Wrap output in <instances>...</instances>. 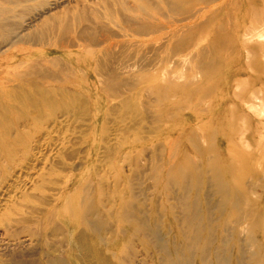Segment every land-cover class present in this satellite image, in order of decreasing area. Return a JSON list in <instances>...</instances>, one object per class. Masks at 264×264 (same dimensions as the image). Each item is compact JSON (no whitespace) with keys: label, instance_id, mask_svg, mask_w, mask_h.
<instances>
[{"label":"rangeland","instance_id":"rangeland-1","mask_svg":"<svg viewBox=\"0 0 264 264\" xmlns=\"http://www.w3.org/2000/svg\"><path fill=\"white\" fill-rule=\"evenodd\" d=\"M137 2L140 5H138ZM157 2L160 3L158 4ZM76 5V9L84 13L77 14L75 11L72 13L73 11L70 9ZM66 7L69 10V15L61 16V12L67 10ZM125 9L127 11H125ZM0 10L2 11H0V14H2L0 17V24H2V26L5 24V31L8 32L7 38L3 40L4 43L0 40V81L3 82V86L12 87L13 85L22 84L20 83L21 80H27L25 77L20 78L14 75L17 71L23 70L22 67L24 68L26 63L30 61V49H28L27 45L21 46L18 43V39L21 38V36H27V34L35 31L37 28L39 30L42 26L41 22H43L44 19H47L48 21L50 19V21H53L60 18L59 26L56 25L55 28L54 24V28L56 29L55 32L58 33V29L60 28L68 30L69 36L63 40L62 45H69L71 48H69V53L80 54L81 57H83L84 52H86L91 54L90 57H92V54L93 56H95V54L99 55V51L102 47L114 45V47L111 48V52L114 54V57L116 56L117 58L113 60L110 69L112 67L114 72H123V74L116 73L117 78L112 82L113 85L112 83L109 85L107 93L103 88V81L100 78L96 79L92 73L89 74V72L94 70L93 61L90 58H80L78 64L76 63V59L72 61H64V64L71 65L76 71L79 70V72L82 71L85 73L83 74V77H80V80L78 78L74 79L72 84L61 83L60 85L63 86L68 84L70 85L69 88H71V90L78 93L81 92V94L84 95V98H86L85 100L87 101H85V104H88V106L84 104L80 107V110L84 108L85 112L90 111L87 112L88 115L86 117L83 116L82 113L78 116L80 114L78 109H72L71 107L69 111L64 114L63 111L60 112V114L62 113L63 115H60L57 111L54 113L50 109H45L44 114L46 118H43L44 120L41 124H37V122H34V115L36 114L33 113L34 110L24 106L17 108L15 102L12 101L11 98L1 100L3 104H5L6 100L11 107L9 106L10 108H7L6 110H0L1 112L4 110V112L0 114V132L2 133H0V262L8 260L9 257L11 260L15 257L27 263H29V261L38 260V263L45 264L42 258H44L46 252H42V249L44 248L46 251L47 248H50V251L48 250L50 256L53 255L58 257L59 255H62L61 257L65 264H114V256H123L120 258L121 260L124 258L126 252H129L128 254L132 257L133 260L131 261L134 262L132 264H158L156 258H158L159 255V258H163L164 254H158L157 249H154V246L152 245V237L147 236L146 239H143L141 236L142 233H148L150 230V232L152 231L155 234L157 232L159 239L164 244H168L166 245V248L169 252L166 251L171 258L175 259V257H177L175 254H179L180 258H185L186 256L188 259L193 260L192 264H201V260H199V249L204 244H209L208 241L210 240V234L208 232L209 229L207 228L208 225H206L205 221H201L204 225V229L200 234L201 236H198L194 234L193 230V225H195V223L192 221L189 222L188 225L190 224V226H188V228H184L181 224L187 220L183 219L181 222V218L177 213L178 211H175L176 197L179 198L180 194L179 182L186 181V185L188 182V185L186 186L187 191L189 190L191 193L188 191L186 197L188 198L187 202L192 205L191 201L196 195H194V193L197 191L199 192V190L204 191L205 193L209 191V187L205 188L206 184H210L212 177L218 175V178L215 177L216 179L214 183L228 186V184L233 182V185L240 184L242 186L241 189L245 188L244 190L249 192L250 198L252 197L251 203H239V206H242V209H246L247 212L251 210L257 213L264 211V191H262V188L264 187V172L262 171V168H264V106L262 105L264 104V41L257 42L258 37H254L257 31L264 34V0H0ZM6 10L8 12L5 13ZM83 14L86 17H84ZM102 18H104L103 21ZM113 21H115L116 24L113 23ZM64 22L65 24H62ZM139 23L140 25L148 26L151 30V34L149 33L146 36L140 37V35L134 33L131 29L136 24L139 25ZM79 26L81 28H77ZM160 26H162V29L159 28ZM126 28L128 29L126 30ZM111 29L113 31H111ZM252 33H254V36ZM70 34L74 36H71ZM121 34L123 35L121 36ZM81 35L86 39L81 38V41L78 40L77 36ZM243 36H245L246 39L248 37V39L246 40ZM251 36H253L255 41L252 40ZM145 37L160 39V41L156 43L158 46L153 44L150 46H143L140 50L137 49L138 52L136 55L142 53L141 55H146V57H144L146 61H148L146 62L144 59L143 61L135 62L133 59L134 57L132 59L129 58L131 57V49L127 48V44L130 40L140 41L147 39ZM249 39H251L252 42ZM174 40L175 44L172 43ZM74 41L77 44H75ZM120 41L122 42L120 43ZM246 42L248 44H246ZM93 44L103 45L95 48ZM82 48L86 49L83 50ZM40 49L45 50L44 48ZM121 50L126 51H123V53ZM260 51L262 53H260ZM166 53L169 56L166 55ZM120 55L122 57H120ZM157 55L158 57H156ZM55 56L59 57L61 54L53 52L46 57L54 58ZM124 56L128 57V60L123 58ZM123 59H125V61ZM128 62L132 65L129 66ZM134 65L135 67H133ZM127 69L132 70L128 71ZM130 72L132 74H130ZM137 72H139L138 76L136 74ZM134 73L135 75H133ZM147 73L148 76L146 75ZM141 74H144L143 77H141ZM169 74H171L170 76H173L172 78H169L170 83H168L169 81H165V78L168 80ZM166 75L167 77H165ZM144 77L146 78L145 80ZM173 79H175V82ZM136 80L138 83H135L137 82ZM41 81L43 82L44 80L41 79ZM164 81L167 82L166 85ZM129 82L130 84H128ZM26 84L29 85L28 83ZM162 84L164 85L163 88L161 87ZM99 86L100 89L102 88L101 90L99 89ZM110 88H112L113 92L110 91ZM157 88L160 92L155 91ZM168 88L171 89L170 91L173 92V94L170 93V91L168 92ZM150 91H152V93ZM161 94H163V98H161ZM157 95L160 97H157ZM256 97L259 101H257ZM139 101L143 105L140 104ZM148 101H151L153 105H150V102L148 104ZM258 102L262 103L259 104ZM116 103H118L117 105L119 106H117ZM248 103L251 106L256 103L257 108L250 111L251 106ZM68 104H70V102ZM71 104L73 103L71 102ZM261 107L263 109H261ZM107 109H112L111 111H113V114L108 111L110 113L109 115L106 111ZM114 109L118 110L115 111ZM35 111L37 112V109H35ZM104 112L107 115L102 119L101 116ZM167 112H170V117H165V120H163L164 122L160 121L156 124L152 122L153 117L157 116L162 119V116H165ZM131 113H133V115ZM21 114L23 117L20 116ZM92 114L97 117L100 116L97 122L94 121ZM137 114L140 116L142 114L145 115L146 120L140 116L138 117ZM113 115L115 117H113ZM6 116L8 117L6 118ZM121 118L123 119V122ZM135 118H137V121ZM140 118L145 122H142ZM84 120L86 123H84ZM71 122L73 123L71 124ZM80 122L83 123L80 124ZM137 122H139V124H137ZM134 123H136L135 126H132ZM63 127H65L64 130H62ZM115 128L117 130H115ZM143 128L148 129L145 132L149 131L151 133L153 131L152 134L148 136L150 133L143 132ZM53 130L54 132H52ZM119 130L121 131L119 132ZM123 130H126L125 132L128 134L125 133V135ZM137 131L143 132V135L140 134L141 132L138 133ZM81 132H83V135ZM121 132L122 134H120ZM137 136L141 139L138 140ZM144 136L146 137L144 138ZM19 137H21V139ZM54 137L58 142L54 140ZM64 138H66V141ZM134 138H137V141ZM38 141L40 145L38 144ZM135 142L137 143L135 144ZM73 143L74 145L77 144L76 148L73 146ZM50 146L52 148H50ZM92 146L94 147L93 149H91ZM102 148L107 149H105V153H103ZM89 149H96V155L94 152L93 154L89 153ZM61 150L69 154L67 157L72 156V154L75 155L76 153V157H74L75 159L73 160L74 162L68 160L60 162L61 157L59 158L57 156V152H62ZM37 153H39V155ZM193 157H195L196 160L195 158L193 159ZM207 158L209 160H207ZM138 159L140 160L138 161ZM106 161L107 163H104ZM150 161H152V163H150ZM51 163H53L54 166L63 163L62 165L67 168H72L74 166V169L77 168L75 173L79 172L76 174H66V171L64 172L60 168L55 169ZM70 163L73 164V166H71ZM158 165L160 166L158 167ZM133 166L134 168H132ZM142 168L144 169L141 170ZM196 168L200 169L197 170ZM134 170H136V172ZM73 175H76V179L80 181L75 182L76 185L73 186L74 188L71 184L69 187V183L68 185L66 184V187L62 185L61 188L63 191H66V193L63 194V191H60L63 195L54 197L58 202H56L54 207L46 208L45 205L41 204L38 207L41 214L38 212L40 216L38 214L35 215L36 217H34L32 224L34 226L31 225L32 227H30V231H21L15 235L5 233L4 227L2 226L4 218L11 215L15 216V209L22 208L23 206L22 209H19L20 213L25 211L26 207H28L29 210L32 206L36 207L34 206L35 202L33 197L41 198L42 194H40V191H42V188L44 187H47L49 191L52 190L51 192H44L46 195L45 200H50L48 197H50V194L55 193L56 188H58L56 185L55 188L50 182L59 179V182L63 183L68 181L69 177L72 180ZM197 175L199 176V179H195V176ZM136 176H138V178ZM48 180L50 181L48 182ZM217 180L219 182H217ZM256 184H259L257 185L258 188L256 187ZM117 187H119V189H117ZM61 188H58V191ZM54 190L55 192H53ZM117 190L118 193H116ZM87 191L88 193H86ZM173 191L176 193L172 194ZM129 194H132L133 196H129ZM103 198H106L107 200H102ZM118 198L119 200H117ZM62 199H65L66 203L61 201ZM254 199L258 201L253 203ZM118 205L121 206H119V209L117 208ZM200 206L202 207L203 205L200 204ZM134 210L140 212L135 214ZM86 211H89L90 213L92 212L93 214L98 212L100 216L103 214L102 218L105 222V227L103 228L101 226L98 231L99 233L97 232L98 234L95 233V231L86 233V230L81 228L80 220L82 214ZM112 212L113 219H111ZM130 215H132V218H130ZM145 215L148 220L146 218L144 219ZM57 216H63L65 218L60 219L57 218ZM133 216H136L135 222ZM140 218L141 220L139 222ZM141 221H143L142 226H140ZM257 223L258 221L252 223L249 220L243 222V226L245 225L244 227H246V233L244 234H249V236L255 237V244H257L263 251L261 254L262 256L256 258L255 263L264 264V220L260 222L259 226H257ZM107 224H111L108 225L109 228ZM113 224L115 226H113ZM248 224L253 226L248 228ZM144 226H147V228ZM157 228L161 232H159ZM104 229H106V231H104ZM220 229L221 228L218 230ZM35 230L39 232L38 236L34 235ZM53 231H56L55 234H53ZM126 231H128L127 234ZM120 232L125 234L123 235ZM244 234L243 236L245 238ZM38 237L41 238L39 239ZM194 239L197 240L196 244L186 245V241ZM128 240H130L129 242L131 244H128L129 248H126L127 244L125 243H127ZM9 243L11 245H9ZM21 243L24 244L22 245ZM172 243L173 245H171ZM235 244L236 243L233 240L228 242V245L232 246L229 247L228 250V253L233 260L232 264H234V257L236 254L234 251ZM218 245V241L216 240V242L214 241L210 246L211 249L214 250V247L216 248ZM245 245L246 243L243 241L242 246ZM117 246H121L119 247L120 249ZM130 248L133 250L131 249L127 251V249ZM123 249L125 250V253L123 252ZM36 250L37 252H35ZM130 251H132V254L136 253L132 255L130 254ZM121 253L124 254L122 255ZM29 254L31 256L35 255L36 257H31ZM143 260L147 261L144 262ZM136 261L138 262L136 263Z\"/></svg>","mask_w":264,"mask_h":264},{"label":"bare ground","instance_id":"bare-ground-1","mask_svg":"<svg viewBox=\"0 0 264 264\" xmlns=\"http://www.w3.org/2000/svg\"><path fill=\"white\" fill-rule=\"evenodd\" d=\"M55 1V0H54ZM62 1V0H61ZM68 1V0H67ZM59 2V1H58ZM110 2H112V1H110ZM140 2V1H139ZM143 2V1H142ZM97 3V2H96ZM155 3V2H154ZM158 3V2H157ZM160 3V2H159ZM158 3V4H159ZM113 4V3H112ZM118 4H120V3H118ZM137 4H138V2H137ZM162 4V3H161ZM164 4V3H163ZM168 4V3H167ZM121 5V4H120ZM138 5H140V4H138ZM151 5H153V4H151ZM53 6V5H52ZM82 6V5H81ZM93 6V5H92ZM91 6V7H92ZM113 6V5H112ZM115 6V5H114ZM122 6V5H121ZM72 7V6H71ZM84 7V6H83ZM122 7H124V8H126L125 6H122ZM134 7V6H133ZM67 8V7H66ZM65 8V9H66ZM77 8V5L76 6H74L73 8H71L70 10L71 11H73L72 13H74V11L77 13V14H80V13H84V12H80V11H78V9H76ZM113 8V7H112ZM63 9V8H62ZM75 9V10H74ZM48 10V9H47ZM85 10V9H84ZM99 10V9H98ZM1 11V10H0ZM63 11V10H62ZM81 11H83V10H81ZM125 11H127L126 9H125ZM2 12V11H1ZM4 12V11H3ZM6 12H8L7 10L5 11V13ZM100 12H102V11H100ZM115 12V11H114ZM196 12V11H195ZM47 13V12H46ZM56 13H58V12H56ZM75 13V14H76ZM108 13H109V11H108ZM61 16H63V15H69V10H68V8H67V10H64L63 12H61ZM114 14V13H113ZM154 14V13H153ZM2 15V14H1ZM54 15H55V13H54ZM84 15V14H83ZM101 15V14H100ZM126 15V14H125ZM155 15V14H154ZM56 16V15H55ZM72 16H73V14H72ZM71 16V17H72ZM107 16V15H106ZM131 16V15H130ZM129 16V17H130ZM186 16H188V15H186ZM3 17H5V16H3ZM51 17V16H50ZM59 17V16H58ZM57 17V18H58ZM79 17V16H78ZM80 17H83V16H80ZM84 17H86L85 15H84ZM7 18V17H6ZM55 18V17H54ZM64 18V17H63ZM75 18H76V16H75ZM74 18V19H75ZM98 18H99V16H98ZM114 18V17H113ZM112 18V19H113ZM123 18V17H122ZM60 19V18H59ZM59 19L58 20H51L50 21V19H49V21L46 19H44V21L43 22H41V24H42V26L39 28V30H38V28L35 30V31H33V32H30L29 34H27V36H25V37H22L21 36V38H19L18 39V43L22 46V45H27L28 46V49H30V54H29V57H30V61L28 62V63H26V66L23 68L22 67V69L23 70H20V71H17L16 73H14V75H16L17 77H20V78H23V77H25V79H27V80H21L20 81V83H22V84H19V85H13L12 87H9V86H3V82H1L0 81V110H2V109H9L11 106H10V104H8L7 102H6V100H5V104H3V102H1V100H4L5 98L6 99H12V101H14L15 102V104H16V107L17 108H20V107H29V108H31L32 110H34L33 111V113L35 114L34 115V122H37V124H41L42 122H43V118L45 117V114H44V111H45V109H50L52 112H54V113H56L55 111H57L59 114H60V112H62L63 111V114L64 113H66L67 111H69V109H70V107L72 108V109H78V112L80 113L78 116H80L81 115V113H82V115L83 116H87L88 114H87V112H90V111H87V112H85V109L84 108H82V110H80V107H82L87 101L85 100L86 98H84V95L83 94H81V92H74V90H71V88H69L70 87V85H68V84H66V85H60L61 83H69V84H72V82L74 81V79H79L80 80V77H83V74H85L84 72H82V71H80L79 72V70L78 71H76V69H74L71 65H66V64H64V61L65 60H75L76 59V63L78 64V62H79V60H80V58L82 59V58H86V59H88V58H90L92 61H93V66H94V70H92L91 72H89V74H91L92 73V75H94L95 77H96V79L97 78H100L103 82H102V84L104 83V89H105V91H107V93H108V87H109V85L112 83V82H114V80L117 78L116 77V73L117 72H114L113 70H112V67H111V69H110V65L112 64V62H113V60H115L117 57L115 56L114 57V54L111 52V48L112 47H114V45H105L106 47H102V49L99 51V55H97V54H95V56H93V54H92V57H90V55L91 54H89V53H86V52H84V56L83 57H81V55L80 54H72V53H69L70 51H69V45L68 46H66V45H62L63 44V40L66 38V37H68L69 36V34H68V30H65L64 28H60V29H58V33H56L55 32V28H56V25H58L59 26V24H60V22H59ZM73 19V20H74ZM91 19V18H90ZM97 19V18H96ZM103 19L104 18H102V21H103ZM115 19V18H114ZM130 19H133V18H130ZM170 19V18H169ZM168 19V20H169ZM81 20V19H80ZM106 20H107V18H106ZM159 20V19H158ZM190 20V19H189ZM128 21V20H127ZM173 21V20H172ZM259 21H260V19H259ZM39 22V21H38ZM50 22V23H49ZM66 22V21H65ZM65 22L64 23H62V24H65ZM74 22H76V21H74ZM81 22H83V21H81ZM85 22V21H84ZM171 22V21H170ZM188 22V21H187ZM263 22V21H262ZM52 23H53V25H52ZM67 23V22H66ZM76 23H78V22H76ZM87 23H89V22H87ZM92 23H93V21H92ZM102 23V22H101ZM113 23H115L116 24V22L115 21H113ZM127 23V22H126ZM130 23V22H129ZM147 23V22H146ZM168 23V22H167ZM258 23H261V22H258ZM258 23H256V24H258ZM38 24V23H37ZM40 24V25H41ZM54 24H55V28H54ZM94 24V23H93ZM163 24V23H162ZM75 25V24H74ZM79 25V24H78ZM77 25V26H78ZM92 25V24H91ZM107 25H108V22H107ZM117 25H118V23H117ZM131 25V24H130ZM168 25H171V24H168ZM173 25V24H172ZM4 26H5V24H4ZM4 26H2V24H0V40H1V42H3V40L4 39H6L7 38V34H8V32H6L5 31V28H4ZM63 26V25H62ZM72 26V25H71ZM80 26H81V23H80ZM77 27V28H81V27ZM94 26V25H93ZM112 26H113V24H112ZM123 26V25H122ZM192 26V25H191ZM256 26V25H255ZM254 26V27H255ZM34 27H36V26H34ZM61 27V26H60ZM98 27V26H97ZM104 27V26H103ZM115 27V26H114ZM75 28V27H74ZM88 28H89V26H88ZM160 29H162V26H160L159 27ZM173 28H175V27H173ZM179 28V27H178ZM252 28H253V26H252ZM128 28H126V30H127ZM94 30V29H93ZM99 30V29H98ZM118 30H120V29H118ZM134 33H136L137 35H140V37L141 36H146V35H148L150 32H151V30H150V28L148 27V26H145V25H140V23H139V25L138 24H136L132 29H131ZM74 31V30H73ZM77 31V30H76ZM111 31H113L112 29H111ZM157 31V30H156ZM14 32V31H13ZM88 32V31H87ZM155 32V31H154ZM260 31H257L256 32V34H255V36L253 35L254 33H252V35L254 36V37H258V41L257 42H262V41H264V34H262V33H259ZM10 33V32H9ZM25 33V32H24ZM28 33V32H27ZM76 33V32H75ZM94 33V32H93ZM96 33V32H95ZM129 33H131V32H129ZM157 33H158V31H157ZM22 34V33H21ZM71 34H72V32H71ZM70 34V35H71ZM74 34V33H73ZM89 34H91V33H89ZM118 34V33H117ZM132 34V33H131ZM151 34V33H150ZM260 34V35H259ZM96 35V34H95ZM119 35V34H118ZM123 34H121V36H122ZM133 35H135V34H133ZM155 35H157V34H155ZM244 35V34H243ZM71 36H74V35H71ZM71 36H70V38H71ZM94 36V35H93ZM107 36H109V35H107ZM120 36V37H121ZM128 36V35H127ZM170 36V35H169ZM249 36H250V34H249ZM253 36H251L252 37V40L253 41H255L254 40V38H253ZM102 37V36H101ZM250 37V38H251ZM75 38V37H74ZM81 38H83V39H86L85 37H83L82 35L81 36H77V39L78 40H82ZM145 38H147V39H144V40H140V41H134V40H130L129 42H128V44H127V48L128 49H131V53H130V56L131 57H129V58H133L134 60H135V62H140V61H143L144 59H145V57H146V55H136V53L138 52V50H140L141 49V47H143V46H150V45H153V44H155L156 45V43H158V41H160V39H151V37H145ZM243 38H245L246 39V37L245 36H243ZM113 39H114V37H113ZM167 39H168V37H167ZM247 39H248V37H247ZM246 39V40H247ZM102 40H104V39H102ZM101 40V41H102ZM244 40V39H243ZM242 40V41H243ZM250 41H251V39H249ZM257 40V39H256ZM17 41V40H16ZM80 41H79V43H80ZM97 41H99V40H97ZM109 41V40H108ZM0 42V43H1ZM75 42V41H74ZM107 42V41H106ZM122 41H120V43H121ZM252 42V41H251ZM4 43V42H3ZM72 43V42H71ZM109 43V42H108ZM124 43V42H123ZM173 44H175V40H174V42H172ZM73 44V43H72ZM75 44H77L76 42H75ZM114 44V43H113ZM182 44V43H181ZM244 44V43H243ZM246 44H248L247 42H246ZM4 45V44H3ZM17 45V44H16ZM74 45V44H73ZM73 45H71V46H73ZM87 45V44H86ZM94 46H95V48L96 47H100V46H102L101 44H93ZM116 45V44H115ZM118 45V44H117ZM124 45V44H123ZM184 45V44H183ZM80 46H81V44H80ZM89 46V45H88ZM120 46V45H119ZM126 46V45H125ZM124 46V47H125ZM156 46H158V45H156ZM170 46H172V45H170ZM174 46V45H173ZM79 47V46H78ZM86 47V46H85ZM118 47V46H117ZM164 47V46H163ZM175 47V46H174ZM257 47V46H256ZM262 47V46H261ZM9 48V47H8ZM40 48H44L45 50H42V49H40ZM86 48H88V47H86ZM85 48V49H86ZM121 48V47H120ZM119 48V49H120ZM123 48V47H122ZM165 48V47H164ZM171 48V47H170ZM169 48V49H170ZM178 48V47H177ZM3 49V48H2ZM20 49V48H19ZM71 49V48H70ZM83 50H85L84 48H82ZM126 49V48H125ZM138 49V50H137ZM143 49V48H142ZM262 49H263V47H262ZM261 49V50H262ZM23 50V49H22ZM114 50V49H113ZM115 50H116V48H115ZM118 50V49H117ZM160 50V49H159ZM164 50V49H163ZM166 50H167V48H166ZM171 50H174V49H171ZM181 50V49H180ZM7 51V50H6ZM122 51V50H121ZM124 52L126 51V50H123ZM122 51V52H123ZM153 51V50H152ZM170 51V50H169ZM57 53V54H61V56H55L54 58H48V57H46L48 54H50V53ZM95 52V51H94ZM93 52V53H94ZM114 52H116V51H114ZM123 52V53H124ZM151 52V51H150ZM158 52V51H157ZM164 52V51H163ZM171 52V51H170ZM245 52V51H244ZM92 53V52H91ZM120 53V52H119ZM147 53H148V51H147ZM153 53V52H152ZM173 53V52H172ZM177 53V52H176ZM247 53H249V52H247ZM246 53V54H247ZM260 53H262L261 51H260ZM259 53V54H260ZM122 54V53H121ZM151 54V53H150ZM162 54V53H161ZM119 55V54H118ZM151 55H153V54H151ZM166 55H168L167 53H166ZM252 55V54H251ZM262 55V54H261ZM169 56V55H168ZM167 56V57H168ZM264 56V55H263ZM120 57H122L121 55H120ZM150 57V56H149ZM156 57H158V55L156 56ZM170 57H171V55H170ZM249 57V56H248ZM251 57V56H250ZM123 58H125L126 60H128V57H126V56H124ZM166 58V57H165ZM264 58V57H263ZM125 59H123L124 61H125ZM119 60V59H118ZM151 60V59H150ZM165 60V59H164ZM264 60V59H263ZM122 61V60H121ZM133 61V60H132ZM131 61V62H132ZM145 61H146V59H145ZM148 61V60H147ZM146 61V62H147ZM160 61V60H159ZM116 62H118V61H116ZM123 62V61H122ZM152 62V61H151ZM18 63V62H17ZM16 63V64H17ZM124 63V62H123ZM129 63V62H128ZM164 63V62H163ZM167 63H168V60H167ZM117 64H121V63H117ZM116 64V65H117ZM136 64V63H135ZM154 64V63H153ZM152 64V65H153ZM160 64H161V62H160ZM166 64V63H165ZM128 65V64H127ZM130 65H132L131 63H129V66ZM114 66V65H113ZM123 66H125V65H123ZM150 66V65H149ZM160 66V65H159ZM21 67V66H20ZM121 67H122V65H121ZM133 67H135V65L133 66ZM138 67V66H137ZM162 67H163V65H162ZM116 68H118V67H116ZM131 68V67H130ZM147 68V67H146ZM121 69V68H120ZM129 69V68H128ZM127 69V70H128ZM119 70V69H118ZM126 70V71H127ZM130 70H132V69H130ZM130 70H128V71H130ZM140 70V69H139ZM142 71H144V70H142ZM162 71V70H161ZM163 72V71H162ZM165 72V71H164ZM119 74H123V72H118ZM117 73V74H118ZM143 73H145V72H143ZM169 73V72H168ZM87 74V73H86ZM130 74H132L131 72H130ZM129 74V75H130ZM137 74V76L139 75V72H137L136 73ZM165 74H166V72H165ZM133 75H135V73L133 74ZM132 75V76H133ZM142 75V74H141ZM144 75V74H143ZM143 75L141 76V77H143ZM147 76H148V73L146 74ZM160 75H164V74H160ZM171 74H169V77H168V80H166L167 78H165V77H167V75L164 77L165 78V81H169L168 83H170V79L169 78H172L173 76H170ZM127 77V76H126ZM162 77V76H161ZM180 77V76H179ZM183 77V76H182ZM87 78V77H86ZM123 78V77H122ZM8 79H10V78H8ZM15 79H17V78H15ZM19 79V78H18ZM41 79L42 80H44L43 82L41 81ZM146 78L144 77V80H145ZM148 79V78H147ZM12 80V79H11ZM11 80H10V82H11ZM62 80V81H61ZM101 80H100V82H101ZM126 80H127V78H126ZM135 80V79H134ZM143 80V79H142ZM172 80V79H171ZM175 79H173V81H174ZM22 81H25V82H22ZM26 81H28V82H26ZM98 81V80H97ZM128 81H129V79H128ZM137 81V80H136ZM164 81V82H165ZM12 82H14V81H12ZM30 82V83H29ZM100 82H97V83H100ZM143 82H146V81H143ZM172 82V81H171ZM175 82V81H174ZM26 83H28L29 85H27ZM119 83V82H118ZM123 83V82H122ZM135 83H138V81L137 82H135ZM141 83V82H140ZM166 83L167 82H165V85H166ZM173 83V82H172ZM171 83V84H172ZM120 84H121V82H120ZM128 84H130V82L128 83ZM134 84V83H133ZM101 85V84H100ZM112 85H113V83H112ZM115 85H116V83H115ZM114 85V86H115ZM135 85V84H134ZM140 85V84H139ZM177 85H178V83H177ZM163 84L161 85V87L163 88ZM167 86H168V84H167ZM173 86V85H172ZM125 87V86H124ZM136 87V86H135ZM135 87H133V88H135ZM181 87H182V85H181ZM117 88V87H116ZM126 88V87H125ZM164 88H167V87H164ZM173 88H175V87H173ZM99 89H100V86H99ZM102 89V88H101ZM100 89V90H101ZM115 89V88H114ZM113 89V90H114ZM169 89V88H168ZM120 90V89H119ZM132 90V89H131ZM149 90V89H148ZM159 89L157 88V90H155V91H158ZM171 89H169L168 90V92L170 91ZM104 91V90H103ZM110 91H112V88H110ZM115 91V90H114ZM121 91V90H120ZM136 91V90H135ZM167 91V90H166ZM113 92V91H112ZM151 93H152V91H150ZM158 92H160V91H158ZM101 93V92H100ZM104 93V92H103ZM102 93V94H103ZM117 93V92H116ZM146 93V92H145ZM167 93V92H166ZM170 93H172L173 94V92H171L170 91ZM175 93V92H174ZM105 94V93H104ZM138 94V93H137ZM147 94V93H146ZM72 95H74V96H72ZM116 95H119V94H116ZM143 95V94H142ZM145 95V94H144ZM153 95H154V93H153ZM163 94H161V98H163V96H162ZM167 95V94H166ZM98 96V95H97ZM109 96H110V94H109ZM123 96V95H122ZM149 96H150V94H149ZM259 96V95H258ZM261 96V95H260ZM99 97V96H98ZM106 97H108V96H106ZM156 97V96H155ZM157 97H160L159 95H157ZM93 98V97H92ZM91 98V99H92ZM138 98V97H137ZM137 98H135V99H137ZM165 98V97H164ZM247 98V97H246ZM252 98V97H251ZM255 98V97H254ZM257 98V97H256ZM109 99H111V98H109ZM128 99V98H127ZM132 100V99H131ZM149 100H151V99H149ZM166 100H168V99H166ZM76 101V102H75ZM86 101V102H85ZM136 101V100H135ZM142 101H144V100H142ZM154 101V100H153ZM159 101V100H158ZM158 101H155V102H158ZM249 101H251V100H249ZM257 101H259L258 100V98H257ZM11 102V101H10ZM70 102V104H68ZM71 102L73 103V104H71ZM97 102V101H96ZM149 102H150V105H153L152 103H151V101H148V104H149ZM161 102V101H160ZM252 102H253V100H252ZM254 102H256V101H254ZM139 103H140V101H139ZM259 103V102H258ZM262 103V102H261ZM261 103H259V104H261ZM115 104V103H114ZM118 103H116V105H117ZM140 104H142V103H140ZM159 104V103H158ZM175 104V103H174ZM173 104V105H174ZM249 104V103H248ZM247 104V105H248ZM253 104V103H252ZM86 105V104H85ZM138 105V104H137ZM143 105V104H142ZM141 105V106H142ZM149 105V106H150ZM156 105V104H155ZM163 105H165V104H163ZM162 105V106H163ZM250 105V104H249ZM263 106H264V104H262ZM10 106V107H9ZM86 106H88V104L86 105ZM117 106H119V105H117ZM177 106V105H176ZM200 106V105H199ZM251 106V105H250ZM13 107V106H12ZM85 107V106H84ZM108 107V106H107ZM106 107V108H107ZM136 107V106H135ZM151 107V106H150ZM149 107V108H150ZM153 107V106H152ZM260 107V106H259ZM119 108V107H118ZM134 108V107H133ZM137 108V107H136ZM143 108V107H142ZM168 108V107H167ZM255 108H257V106H256V103L254 104V105H252L251 106V110L250 111H252L253 109H255ZM15 109V108H14ZM14 109H12V110H14ZM30 109V110H31ZM35 109H37V112L35 111ZM119 109H121V108H119ZM172 109V108H171ZM175 109V108H174ZM183 109V108H182ZM261 109H263L262 107H261ZM112 109H107L106 111L108 112V111H110V112H112V114H113V111H111ZM115 110V109H114ZM118 110V109H117ZM117 110H115V111H117ZM131 110V109H130ZM139 110V109H138ZM176 110V109H175ZM203 110V109H202ZM257 110V109H256ZM71 111V110H70ZM76 111V110H75ZM81 111V112H80ZM121 111V110H120ZM119 111V112H120ZM123 111V110H122ZM172 111H173V109H172ZM171 111V112H172ZM177 111V110H176ZM250 111H248V112H250ZM3 112H4V110H3ZM3 112H1L0 111V114L1 113H3ZM19 112V111H18ZM74 112V111H73ZM118 112V113H119ZM126 112V111H125ZM129 112V111H128ZM132 112H133V110H132ZM140 112V111H139ZM154 112V111H153ZM166 112V111H165ZM174 112V111H173ZM32 113V114H33ZM57 113V114H58ZM109 113V112H108ZM117 113V112H116ZM141 113H142V111H141ZM141 113H139V114H141ZM169 113L170 112H167L166 114H165V116H162V119H160L159 117H157V116H155V117H151L153 120H152V122L154 123V124H156V123H158V122H160V121H163V120H165V117H168L169 116ZM176 113V112H175ZM251 113V112H250ZM252 113H254V112H252ZM257 113V112H256ZM31 114V115H32ZM62 114V113H61ZM60 114V115H61ZM62 114V115H63ZM73 114V113H72ZM111 114V115H112ZM123 114V113H122ZM132 115H133V113H131ZM151 114H152V112H151ZM51 115V114H50ZM69 115H71V114H69ZM107 114L104 112L103 114H102V116H101V118L103 119L104 118V116H106ZM109 115H110V113H109ZM115 115V114H114ZM113 115V117H115ZM138 115V114H137ZM148 115H150V114H148ZM4 116V115H3ZM20 116H22V114L20 115ZM66 116V115H65ZM83 116H82V118H83ZM92 116H93V118H94V121L95 122H97L98 121V119L100 118V116L99 117H97L96 115L94 116V114H92ZM123 116V115H122ZM128 116V115H127ZM140 115H138V117H139ZM255 116V115H254ZM2 117V116H1ZM8 116H6V118H7ZM23 117V116H22ZM33 117V116H32ZM69 117V116H68ZM73 117V116H72ZM89 117H90V115H89ZM112 117V116H111ZM125 117H126V115H125ZM131 117H133V116H131ZM141 118H143L144 120H146L145 119V115H141L140 116ZM170 117V116H169ZM46 118V117H45ZM53 118V117H52ZM75 118H77V117H75ZM119 118V117H118ZM123 118V117H122ZM121 118V119H122ZM134 118V117H133ZM140 118V119H141ZM59 119V118H58ZM69 119V118H68ZM80 119H81V117H80ZM128 119V118H127ZM137 118H135V120H136ZM140 119H138V120H140ZM25 120V119H24ZM23 120V121H24ZM75 120V119H74ZM104 120H106V119H104ZM115 120H116V118H115ZM124 120H125V118H124ZM131 120V119H130ZM22 121V122H23ZM26 121V120H25ZM30 121V120H29ZM61 121V120H60ZM64 121V120H63ZM63 121H62V123H63ZM69 121V120H68ZM111 121V120H110ZM113 121V120H112ZM137 121V120H136ZM135 121V122H136ZM141 121H142V119H141ZM54 122V121H53ZM75 122V121H74ZM122 122H123V119H122ZM142 122H145V121H142ZM164 122V121H163ZM73 122H71V124H72ZM83 122H80V124H82ZM84 123H86L85 122V120H84ZM88 123V122H87ZM110 123V122H109ZM54 124V123H53ZM89 124V123H88ZM107 124V123H106ZM120 124H121V122H120ZM135 124L136 123H134V125H132V126H135ZM137 124H139V122H137ZM147 124V123H146ZM146 124H144V125H146ZM78 125H79V123H78ZM105 125V124H104ZM109 125V124H108ZM111 125V124H110ZM57 126H58V124H57ZM74 126V125H73ZM83 126V125H82ZM112 126V125H111ZM116 126V125H115ZM118 126V125H117ZM44 127V126H43ZM77 127H79V126H77ZM89 127V126H88ZM126 127V126H125ZM127 127H129V126H127ZM139 127V126H138ZM18 128V127H17ZM46 128V127H45ZM51 128V127H50ZM62 128V127H61ZM64 128L65 127H63V129L62 130H64ZM72 128V127H71ZM113 128H114V126H113ZM140 128V127H139ZM58 129H59V127H58ZM82 129V128H81ZM121 129V128H120ZM125 129V128H124ZM136 129V128H135ZM142 129V128H141ZM140 129V130H141ZM144 129V131L143 132H145L146 130H148V129H145V128H143ZM49 130V129H48ZM56 130V129H55ZM72 130V129H71ZM70 130V131H71ZM73 130H74V127H73ZM87 130V129H86ZM115 130H117L116 128H115ZM128 130V129H127ZM133 130V129H132ZM156 130V129H155ZM8 131V130H7ZM78 131V130H77ZM81 131V130H80ZM108 131V130H107ZM111 131V130H110ZM121 130H119V132H120ZM124 131V134L125 133H127V132H125L126 130H123ZM122 131V132H123ZM138 131H139V129H138ZM137 131V132H138ZM152 131V130H151ZM12 132V131H11ZM52 132H54V130L52 131ZM61 132V131H60ZM67 132V131H66ZM75 132V131H74ZM87 132H88V130H87ZM117 132V131H116ZM122 132L120 133V134H122ZM135 132V131H134ZM137 132H136V134H137ZM141 132V131H140ZM140 132H138V133H140ZM143 132H141L140 134H142ZM148 133H150L149 131H147ZM147 132H145V133H147ZM153 132V131H152ZM152 132L148 135V136H150L151 134H152ZM1 133V132H0ZM5 133V132H4ZM22 133V132H21ZM83 132H81V134H82ZM86 133V132H85ZM144 133V134H145ZM2 134V133H1ZM10 134V133H9ZM18 134V133H17ZM23 134V133H22ZM53 134V133H52ZM55 134H56V132H55ZM62 134H63V131H62ZM115 134V133H114ZM128 134V133H127ZM61 135V134H60ZM80 135V134H79ZM83 135V134H82ZM126 135V134H125ZM143 135V134H142ZM142 135H140V136H142ZM243 135V134H242ZM4 136V135H3ZM7 136V135H6ZM43 136V135H42ZM41 136V137H42ZM48 136V135H47ZM47 136H45V137H47ZM76 136H77V134H76ZM86 136V135H85ZM109 136V135H108ZM117 136V135H116ZM115 136V137H116ZM238 136H239V134H238ZM14 137V136H13ZM121 137V136H120ZM138 137V136H137ZM143 137V136H142ZM146 136H144V138H145ZM237 137V136H236ZM263 137V136H262ZM4 138V137H3ZM20 139H21V137H19ZM67 138V137H66ZM66 138H64V140L66 139ZM68 138H69V136H68ZM81 138V137H80ZM117 138V137H116ZM115 138V139H116ZM132 138V137H131ZM1 139H2V137H1ZM39 139V138H38ZM44 139V138H43ZM53 139V138H52ZM60 139V138H59ZM63 139V138H62ZM72 139V138H71ZM103 139V138H102ZM107 139V138H106ZM128 139H130V138H128ZM135 139V138H134ZM133 139V140H134ZM137 139V138H136ZM135 139V140H136ZM141 138H139L138 137V140H140ZM147 139H148V137H147ZM150 139V138H149ZM197 139V138H196ZM262 139V138H261ZM54 140H56L55 139V137H54ZM54 140H53V142H54ZM96 140V139H95ZM105 140V139H104ZM134 140V141H135ZM193 140V139H192ZM199 140V139H198ZM238 140V139H237ZM5 141V140H4ZM35 141V140H34ZM66 141V140H65ZM70 141V140H69ZM73 141H74V139H73ZM130 141V140H129ZM137 141V140H136ZM240 141V140H239ZM246 141V140H245ZM46 142V141H45ZM56 142H58L57 140H56ZM59 142H61V141H59ZM86 142V141H85ZM104 142V141H103ZM106 142H107V140H106ZM144 142V141H143ZM201 142V141H200ZM263 142V141H262ZM16 143V142H15ZM35 143V142H34ZM33 143V144H34ZM37 143V142H36ZM42 143V142H41ZM62 143V142H61ZM71 143V142H70ZM76 143V142H75ZM108 143V142H107ZM112 143V142H111ZM126 143V142H125ZM133 143V142H132ZM137 142H135V144H136ZM139 143V142H138ZM197 143H198V141H197ZM204 143V142H203ZM243 143V142H242ZM241 143V144H242ZM38 144H39V141H38ZM56 144V143H55ZM63 144V143H62ZM68 144V143H67ZM66 144V145H67ZM106 144V143H105ZM109 144V143H108ZM199 144V143H198ZM202 144V143H201ZM238 144H239V142H238ZM244 144V143H243ZM40 145V144H39ZM65 145V144H64ZM107 145V144H106ZM261 145V144H260ZM264 145V144H263ZM15 146V145H14ZM17 146V145H16ZM45 146V145H44ZM73 146L76 148V146H77V144L76 145H74V143H73ZM72 146V147H73ZM94 146H95V144H94ZM100 146V145H99ZM102 146V145H101ZM111 146H113V145H111ZM111 146H108V147H111ZM41 147V146H40ZM43 147V146H42ZM60 147H62V146H60ZM73 147V148H74ZM104 147H106V146H104ZM114 147V146H113ZM9 148V147H8ZM47 148H49V147H47ZM50 148H52L51 146H50ZM94 147L92 146V148L91 149H93ZM208 148V147H207ZM261 148V147H260ZM264 148V147H263ZM40 149V148H39ZM39 149H38V151H39ZM61 149V148H60ZM70 149V148H69ZM91 149H89L88 150V152L89 153H92L93 154V152H94V154L96 155V149L95 150H91ZM103 149V148H102ZM106 149V148H105ZM105 149H103V153H105ZM113 149H115V148H113ZM204 149V148H203ZM248 149V148H247ZM250 149V148H249ZM54 150V149H53ZM59 150V149H58ZM66 150V149H65ZM73 150V149H72ZM79 150V149H78ZM81 150V149H80ZM107 150V149H106ZM110 150V149H109ZM142 150V149H141ZM155 150H156V147H155ZM259 150V149H258ZM15 151H17V150H15ZM41 151V150H40ZM62 152H57V156L60 158L61 157V161L60 162H64V160L66 161V160H68V161H70V162H74L73 160L75 159L74 157H76L75 155H76V153H75V155H73L72 154V156H69V157H67V155H69V154H67L65 151H63V150H61ZM74 151V150H73ZM86 151V150H85ZM100 151V150H99ZM158 151V150H157ZM247 151H249V150H247ZM34 152H36V151H34ZM54 152V151H53ZM72 152V151H71ZM111 152V151H110ZM130 152V151H129ZM134 152V151H133ZM80 153V152H79ZM102 153V154H103ZM153 153V152H152ZM38 155H39V153H37ZM36 154V155H37ZM49 154V153H48ZM84 154V153H83ZM155 154V153H154ZM29 155V154H28ZM34 155V154H33ZM35 155V156H36ZM47 155V154H46ZM54 155V154H53ZM79 155V154H78ZM77 155V156H78ZM112 155V154H111ZM164 155V154H163ZM7 156V155H6ZM9 156V155H8ZM42 156V155H41ZM48 156V155H47ZM126 156H127V154H126ZM129 156V155H128ZM156 156V155H155ZM234 156V155H233ZM10 157V156H9ZM37 157V156H36ZM49 157V156H48ZM51 157V156H50ZM53 157H55V156H53ZM53 157H52V159H53ZM83 157V156H82ZM81 157V158H82ZM109 157H110V155H109ZM135 157V156H134ZM159 157V156H158ZM236 157V156H235ZM264 157V156H263ZM10 158H12V157H10ZM42 158V157H41ZM44 158V157H43ZM101 158H102V156H101ZM105 158V157H104ZM107 158V157H106ZM128 158V157H127ZM195 157H193V159H194ZM49 159V158H48ZM58 159V158H57ZM83 159H84V157H83ZM130 159V158H129ZM247 159V158H246ZM82 160V159H81ZM80 160V161H81ZM101 160V159H100ZM107 160V159H106ZM140 159H138V161H139ZM155 160H156V158H155ZM195 160H196V158H195ZM207 160H209L208 158H207ZM206 160V161H207ZM51 161V160H50ZM49 161V162H50ZM79 161V162H80ZM82 161H84V160H82ZM103 161V160H102ZM102 161H101V163H102ZM105 161V160H104ZM126 161V160H125ZM133 161V160H132ZM159 161V160H158ZM163 161V160H162ZM241 161V160H240ZM40 162H41V160H40ZM45 162V161H44ZM48 162V161H47ZM96 162H98V161H96ZM193 162H194V160H193ZM33 163H35V162H33ZM55 163V162H54ZM99 163V162H98ZM100 163V164H101ZM104 163H107V161L106 162H104ZM130 163H131V161H130ZM150 163H152V161H150ZM196 163H197V161H196ZM48 164H50V163H48ZM53 166H54V164L53 163H51ZM63 163H61V165H55L54 167H55V169L57 168H60L62 171H66L65 173L66 174H74L75 173V171H76V169L77 168H73L74 166H73V164H71V166H73L72 168H67L66 166H63L62 165ZM69 164V165H70ZM79 164V163H78ZM132 164V163H131ZM137 164V163H136ZM199 164V163H198ZM206 164H207V162H206ZM237 164V163H236ZM75 165V164H74ZM134 165V164H133ZM162 165V164H161ZM200 165V164H199ZM202 165V164H201ZM239 165V164H238ZM47 166V165H46ZM51 166V165H50ZM68 166V165H67ZM78 166V165H77ZM128 166H130V165H128ZM144 166V165H143ZM160 165H158V167H159ZM69 167V166H68ZM144 167H146V166H144ZM263 167H264V165H263ZM32 168V167H31ZM66 168V169H65ZM78 168H79V166H78ZM132 168H134V166L132 167ZM139 168H141V167H139ZM152 168V167H151ZM96 169H97V167H96ZM138 169V168H137ZM144 168H142L141 170H143ZM197 169V168H196ZM196 169H195V171H196ZM200 168H198L197 170H199ZM260 169V168H259ZM45 170V169H44ZM99 170V169H98ZM152 170V169H151ZM48 171V170H47ZM95 171H97V170H95ZM135 172H136V170H134ZM140 171V170H139ZM262 171L264 172V168H262ZM1 172V171H0ZM43 172V171H42ZM79 172V171H78ZM78 172H76V173H78ZM161 172V171H160ZM207 172V171H206ZM205 172V173H206ZM260 172V171H259ZM75 173V174H76ZM43 174V173H42ZM135 174V173H134ZM159 174V173H158ZM208 174V173H207ZM41 175V174H40ZM138 175V174H137ZM139 175H141V174H139ZM199 175H200V172H199ZM206 175V174H205ZM39 176V175H38ZM43 176V175H42ZM45 176V175H44ZM133 176V175H132ZM237 176V175H236ZM260 176V175H259ZM67 177V176H66ZM76 175H73V178H72V180H71V178L69 177V180L68 181H65V182H59V179L58 180H53V181H51L50 183L51 184H53L54 186L56 185L58 188H61V186L62 185H64L65 187H66V184L68 185V183H69V187H70V184L72 185V187L74 186V185H76V183L75 182H79L77 179H76ZM137 178H138V176H136ZM141 177V176H140ZM145 177H146V175H145ZM164 177V176H163ZM215 177H217L218 178V175H216V176H214V177H212V180H211V183L210 184H206V186H205V188L206 187H209L210 188V190L209 191H207L206 193L204 192V191H200L199 190V192L197 191L196 193H194V195H195V197H194V199L191 201V204L192 205H190L188 202H187V200H188V198L186 197V195H187V192L189 191H187V185H188V182H187V185H186V181L185 182H179L178 183V185H179V190H180V194H179V198H177L176 197V208H175V211L177 210L178 212V214H179V216H180V218H181V222H182V220L184 219V220H187L186 222H183V223H181L183 226H184V228H188V226H190V224L188 225V223L189 222H193V223H195V225H193V230H194V234H196V235H200L201 234V232L203 231V223H201V221H205L206 222V225H208L207 226V228L209 229V236H210V240L208 241V243L209 244H204L202 247H200V249H199V252H200V256H199V260H201V264H232L233 263V260H232V257L229 255V253H228V250H229V247H232V246H230V245H228V242H230V241H234L236 244H235V249H234V251L236 252V254H235V257H234V264H256L255 263V260H256V258L257 257H260V256H262L261 254H262V250H261V248L257 245V244H255V237L253 236H249V234H244V233H246L245 231H246V227H244L243 226V222H245V221H250V222H252V223H254V222H257L258 221V223H257V226H259L260 225V222H262V220H264V211L263 212H261V213H257V212H255V211H248L247 212V210L246 209H242L240 206H239V203H244V204H248V203H251V198H250V196H249V192H246V190H244V189H241L242 188V186L239 184V185H233L234 183L232 182V183H230V184H228V186L226 185H223V184H220V183H214V181H215ZM261 177V176H260ZM259 177V178H260ZM55 178H57V177H55ZM54 178V179H55ZM85 178V177H84ZM105 178V177H104ZM191 178V177H190ZM202 178V177H201ZM262 178H263V176H262ZM16 179V178H15ZM44 179H46V178H44ZM143 179V178H142ZM146 179V178H145ZM195 179H199V176L197 175V176H195ZM51 180V179H50ZM50 180H48V182L50 181ZM75 180V181H74ZM103 180V179H102ZM131 180V179H130ZM133 180V179H132ZM201 180V179H200ZM233 180H234V178H233ZM261 180V179H260ZM43 181V180H42ZM63 181V180H62ZM189 181V180H188ZM202 181V180H201ZM206 181H207V179H206ZM250 181V180H249ZM40 182V181H39ZM46 182V181H45ZM44 182V183H45ZM217 182H219L218 180H217ZM58 183V184H57ZM214 183V184H213ZM250 183V182H249ZM261 183V182H260ZM131 184V183H130ZM143 184V183H142ZM88 185V184H87ZM132 185V184H131ZM200 185V184H199ZM257 185H259V184H256V187H257ZM56 186H55V188H56ZM134 186V185H133ZM247 186H248V184H247ZM255 186V185H254ZM68 187V188H69ZM13 188V187H12ZM49 188V187H48ZM52 188V187H51ZM54 188V189H55ZM58 188H56V192H55V190L53 191V192H55V193H52V194H50V197H48L50 200H45V198H46V195H45V191H49L48 189H47V187H44V188H42L43 190L42 191H40V194H42V197L40 198V197H33V199H34V202H35V204H34V206H36V207H31L30 208V210H29V208L28 207H26V209H25V211H22L21 213H20V211H19V209H22V208H18V209H15V216H7L6 218H4V220H3V222H2V226L4 227V231H5V233H7V234H9V235H15V234H17L18 232H21V231H27V230H29L30 229V227H32V226H34V225H32L33 224V219H34V217H36L35 215H37L38 214V212H39V209H38V207L42 204V205H45L46 206V208H48V207H54V205H56V199L54 198L55 196H59V195H63V194H65L66 193V191H63L62 190V188L58 191ZM74 188V187H73ZM201 188V187H200ZM253 188V187H252ZM258 188V187H257ZM256 188V189H257ZM117 189H119V187H117ZM171 189H172V187H171ZM250 189H251V187H250ZM263 190L262 191H264V187L262 188ZM81 190V189H80ZM173 190V189H172ZM52 191V190H51ZM51 191H49V192H51ZM60 191H63V194H61V192ZM182 191H183V193H182ZM253 191V190H252ZM106 192V191H105ZM111 192V191H110ZM86 193H88V191L86 192ZM116 193H118V190L116 191ZM173 193H176V192H172V194ZM189 193H191L190 191H189ZM188 193V194H189ZM132 194H133V192H132ZM130 195L129 194V196H133V195ZM166 194V193H165ZM151 195V194H150ZM90 196V195H89ZM111 196V195H110ZM168 196V195H167ZM199 196V197H198ZM258 196V195H257ZM146 197V196H145ZM189 197H190V195H189ZM263 197V196H262ZM28 198V197H27ZM47 198V199H48ZM131 198V197H130ZM170 198V197H169ZM174 198V197H173ZM258 198V197H257ZM80 199V198H79ZM106 198H103L102 200H105ZM135 199V198H134ZM101 200V201H102ZM107 200V199H106ZM114 200V199H113ZM117 200H119V198L117 199ZM255 200V201H254ZM253 200V203L254 202H256V201H258V200H256V199H254ZM61 201H63L64 203H66V200L65 199H62ZM90 201H92V200H90ZM100 201V200H99ZM89 202V201H88ZM112 202V201H111ZM155 202V201H154ZM58 203V202H57ZM113 203V202H112ZM117 203V202H116ZM157 203V202H156ZM33 204V203H32ZM119 204V203H118ZM144 204V203H143ZM200 204H202L203 206L201 207L200 206ZM90 205V204H89ZM145 205V204H144ZM156 205V204H155ZM171 205V204H170ZM252 205V204H251ZM64 206V205H63ZM119 206L120 205H118L117 206V208L119 209ZM157 206V205H156ZM107 207V206H106ZM111 207V206H110ZM121 207V206H120ZM134 207H135V205H134ZM244 207H246V206H244ZM132 208H133V206H132ZM157 208H158V206H157ZM203 208V209H202ZM10 209V208H9ZM43 209V208H42ZM134 209V208H133ZM143 209V208H142ZM166 209V208H165ZM27 210V211H26ZM48 210V209H47ZM113 210V209H112ZM11 211H12V209H11ZM115 211V210H114ZM148 211V210H147ZM138 212H140V211H135L134 210V213L136 214V213H138ZM12 213H13V211H12ZM23 213V214H22ZM40 213V212H39ZM44 213V212H43ZM110 213V212H109ZM144 213V212H143ZM142 213V214H143ZM41 214V213H40ZM139 214H141V213H139ZM148 214V213H147ZM39 215V214H38ZM50 215V214H49ZM102 215L103 214H101V216L98 214V212H95V214H93L92 212L90 213L89 211H86L85 213H83L82 214V218H81V220H80V226H81V228H83V229H85L86 230V233H90V232H92V231H95V233H97L99 230H100V227L102 226L103 228L105 227V222H104V220H103V218H102ZM117 215V214H116ZM134 215V214H133ZM144 215V214H143ZM149 215H151V214H149ZM4 216V215H3ZM40 216V215H39ZM112 218L111 219H113L114 217H113V212H112ZM122 216V215H121ZM128 216V215H127ZM132 215H130V218H132L131 217ZM148 216V215H147ZM52 217V216H51ZM117 217V216H116ZM123 217V216H122ZM139 217V216H138ZM160 217V216H159ZM57 218H60V219H64L65 217H63V216H57ZM56 218V219H57ZM135 218H136V216H133V219H134V222H135ZM147 219V217H146V215L144 216V219ZM178 218V217H177ZM35 219H37V218H35ZM124 219V218H123ZM149 219H150V217H149ZM172 219H173V217H172ZM116 220H117V218H116ZM140 220H141V218L139 219V222H140ZM148 220V219H147ZM177 220V219H176ZM179 220V219H178ZM136 221H138V220H136ZM144 221V220H143ZM143 221H141V225L140 226H142V222ZM146 221V220H145ZM134 222H133V225H134ZM139 222H136V223H139ZM147 222V221H146ZM117 223V222H116ZM148 223H149V221H148ZM162 224V223H161ZM32 225V226H31ZM108 225H111V224H107V226ZM133 225H132V227H133ZM144 225V224H143ZM154 225V224H153ZM157 225V224H156ZM180 225V224H179ZM178 225V226H179ZM106 226V227H107ZM113 226H115L114 224H113ZM112 226V227H113ZM168 226H169V224H168ZM253 225H250V224H248V228H250V227H252ZM256 226V227H257ZM145 228H147V226H144ZM156 227V226H155ZM159 227V226H158ZM180 227V226H179ZM255 227V228H256ZM108 228H109V226H108ZM116 228V227H115ZM168 228V227H167ZM166 228V229H167ZM219 228H221L220 230H218ZM158 229V228H157ZM66 230V229H65ZM97 230V231H96ZM159 230V229H158ZM30 231V230H29ZM63 231V230H62ZM68 231V230H67ZM104 231H106V229H104ZM110 231H112V230H110ZM109 231V232H110ZM155 231H156V229H155ZM56 232V231H55ZM55 232L53 231V234H55ZM64 232V231H63ZM141 232V231H140ZM148 232V231H147ZM149 232H150V230H149ZM142 233L141 234V236H142V238L143 239H146V237L147 236H150V237H152L153 239H152V245L154 246V249L156 248L157 249V252H158V254H164V257L163 258H159V256H158V258H156L157 259V261H158V264H192V261L193 260H190V259H188L186 256H185V258H180L179 257V254H175V255H177V257H175V259H173V258H171L170 256H169V254H168V250H167V248H166V245H168V244H164L160 239H159V237H158V235H157V232H156V234L155 233H153L152 231L150 232V233ZM159 232H161L160 230H159ZM168 232V231H167ZM170 232V231H169ZM52 233V232H51ZM51 233H49V234H51ZM67 233V232H66ZM79 234H81L80 232H78ZM99 233V232H98ZM97 233V234H98ZM121 233V232H120ZM128 233V231H126V234ZM139 233V232H138ZM182 233V232H181ZM61 234H62V232H61ZM64 234V233H63ZM92 234V233H91ZM107 234V233H106ZM110 234V233H109ZM121 234H123V233H121ZM125 234V233H124ZM123 234V235H124ZM243 234L245 235V238H244V236H243ZM34 235H39V232L38 231H36L35 230V232H34ZM112 235V234H111ZM122 235V236H123ZM167 235H169V234H167ZM182 235H183V233H182ZM62 236H65V235H62ZM108 236V235H107ZM201 236V235H200ZM208 236V237H209ZM46 237H48V236H46ZM50 237H52V236H50ZM49 237V238H50ZM54 237V236H53ZM67 237V236H66ZM104 237V236H103ZM102 237V238H103ZM133 237H134V235H133ZM184 237V236H183ZM39 238V237H38ZM41 238V237H40ZM39 238V239H40ZM57 238V237H56ZM93 238V237H92ZM105 238H106V236H105ZM121 238H123V237H121ZM172 238H173V236H172ZM185 238V237H184ZM201 238V237H200ZM199 238V239H200ZM243 238H244V240H243ZM34 239V238H33ZM37 239V238H36ZM53 239V238H52ZM98 239H99V236H98ZM218 241V246L215 248L214 247V250H212L211 249V246L210 245H212L213 243H214V241L216 242V240ZM49 240V239H48ZM92 240V239H91ZM122 240V239H121ZM131 240V239H130ZM130 240H128V242L130 241ZM184 240V239H183ZM37 241V240H36ZM114 241V240H113ZM123 241V240H122ZM133 241V240H132ZM198 241H200V240H198ZM245 242L246 243V245L245 246H242V242ZM51 242H53V241H51ZM118 242V241H117ZM125 243V244H127L126 245V248L128 247L129 248V245L128 244H131L130 242L129 243ZM137 242V241H136ZM167 242H168V240H167ZM182 242V241H181ZM192 242V243H191ZM49 243V242H48ZM99 243V242H98ZM101 243V242H100ZM139 243V242H138ZM148 243H149V241H148ZM197 243V240L196 239H194V240H188V241H186V245L188 246V245H191V244H196ZM200 243V242H199ZM204 243V242H203ZM22 244V243H21ZM24 244V243H23ZM22 244V245H23ZM38 244V243H37ZM54 244V243H53ZM64 244L66 245V243L64 242ZM105 244V243H104ZM107 244V243H106ZM8 245V244H7ZM9 245H11L10 243H9ZM26 245H27V242H26ZM56 245H58V244H56ZM102 245V244H101ZM111 245V244H110ZM117 245H119V244H117ZM171 245H173V243L171 244ZM178 245V244H177ZM48 246V245H47ZM67 246V245H66ZM105 246V245H104ZM103 246V247H104ZM123 246V245H122ZM152 246V247H153ZM32 247V246H31ZM46 247V246H45ZM99 247V246H98ZM106 247V246H105ZM118 247V246H117ZM119 247H121V246H119ZM118 247V248H119ZM178 247V246H177ZM183 247V246H182ZM36 248V247H35ZM34 248V249H35ZM56 248V247H55ZM174 248V247H173ZM179 248V247H178ZM90 249V248H89ZM110 249V248H109ZM114 249V248H113ZM112 249V250H113ZM117 249V248H116ZM120 249V248H119ZM122 249V248H121ZM132 248H130V249H127V251L128 250H131ZM136 249V248H135ZM183 249V248H182ZM189 249V248H188ZM231 249V248H230ZM15 250H17V249H15ZM37 250H38V248H37ZM37 250L35 251V252H37ZM48 250L50 251V248H47L46 249V251H45V249L43 248L42 249V252H46V254H45V256H44V258H42V260H43V262L45 263V264H65V262H64V260H63V258L61 257L62 255H59L58 257H55V256H50V253L48 252ZM103 250H104V248H103ZM133 250V249H132ZM138 250V249H137ZM168 252H167V251ZM178 250V249H177ZM191 250V249H190ZM211 250V251H210ZM69 251V250H68ZM109 251V250H108ZM116 251V250H115ZM125 250L123 249V252H124ZM156 251V250H155ZM182 251V250H181ZM189 251V250H188ZM232 251V250H231ZM61 252V251H60ZM67 252V251H66ZM117 252V251H116ZM174 252V251H173ZM177 252V251H176ZM54 253V252H53ZM98 253V252H97ZM125 253V252H124ZM124 253H121L122 255L124 254ZM127 253V252H126ZM126 253H125V255H126ZM129 253V252H128ZM127 253V255L125 256L124 255V258H122L121 260H120V258L121 257H123V256H121V257H117V256H114L115 258H114V264H132V263H134V262H132L131 260H133L132 259V257L129 255ZM136 253V252H135ZM134 253V254H135ZM137 253H139V252H137ZM150 253V252H149ZM190 253V252H189ZM192 253H193V251H192ZM17 254V253H16ZM16 254H14V255H16ZM33 254V253H32ZM120 254V255H121ZM130 254H132V251H130ZM134 254H132V255H134ZM140 254V253H139ZM152 254V253H151ZM157 254V255H158ZM174 254V253H173ZM181 254V253H180ZM30 255V254H29ZM37 255V254H36ZM56 255V254H55ZM64 255V254H63ZM108 255H110V254H108ZM118 255H119V253H118ZM142 255V254H141ZM182 255V254H181ZM194 255V254H193ZM1 256V255H0ZM7 256H8V254H7ZM22 256V255H21ZM31 256V255H30ZM32 256H35V255H32ZM31 256V257H32ZM25 257H26V255H25ZM36 257V256H35ZM125 257H127V258H125ZM136 257H138V256H136ZM157 257V256H156ZM193 257V256H192ZM8 258V257H7ZM20 258V257H19ZM108 258V257H107ZM130 258V259H129ZM135 258V257H134ZM144 258V257H143ZM147 258V257H146ZM145 258V259H146ZM195 258V257H194ZM23 259H24V257H23ZM111 259H112V255H111ZM136 259V258H135ZM140 259H142V258H140ZM192 259V258H191ZM138 260V259H137ZM153 260V259H152ZM2 261V260H1ZM139 261H142V260H139ZM144 261V260H143ZM147 261V260H146ZM146 261H144V262H146ZM39 261L37 260H35V261H29V263L30 264H40V263H38ZM138 261H136V263H137ZM148 262H149V259H148ZM29 263H27V262H25V261H21V260H19V259H17V258H15V257H13L12 258V260H11V258L9 257V259L8 260H6V261H2V262H0V264H29ZM70 264V263H69ZM74 264V263H73ZM138 264V263H137ZM146 264V263H145ZM148 264H151V263H148Z\"/></svg>","mask_w":264,"mask_h":264},{"label":"crops","instance_id":"crops-1","mask_svg":"<svg viewBox=\"0 0 264 264\" xmlns=\"http://www.w3.org/2000/svg\"><path fill=\"white\" fill-rule=\"evenodd\" d=\"M0 17H1V14H0Z\"/></svg>","mask_w":264,"mask_h":264}]
</instances>
